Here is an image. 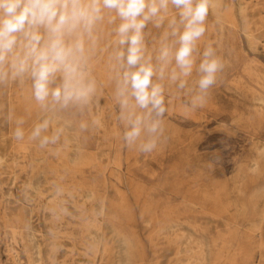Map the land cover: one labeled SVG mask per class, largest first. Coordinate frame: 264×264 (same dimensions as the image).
Masks as SVG:
<instances>
[{"label":"rangeland","instance_id":"obj_1","mask_svg":"<svg viewBox=\"0 0 264 264\" xmlns=\"http://www.w3.org/2000/svg\"><path fill=\"white\" fill-rule=\"evenodd\" d=\"M173 18L170 5L162 27L144 29L154 64L174 39ZM119 23L106 16L98 27L88 64L97 90L83 115L44 113L31 81L0 85V264H264V0H211L188 87L157 81L168 110L148 155L125 145L117 120L123 69L110 57ZM209 45L224 69L193 111L189 89ZM45 115L63 135L41 149L28 136ZM18 118L22 141L13 137Z\"/></svg>","mask_w":264,"mask_h":264},{"label":"clouds","instance_id":"obj_2","mask_svg":"<svg viewBox=\"0 0 264 264\" xmlns=\"http://www.w3.org/2000/svg\"><path fill=\"white\" fill-rule=\"evenodd\" d=\"M210 4L211 0H0V85L31 81L32 97L44 113L74 109L83 115L97 90L88 64L98 27L106 16L109 23L119 19L110 57L123 69L116 81L117 120L125 145L151 154L164 136L168 110L164 85L157 81L168 79L180 90L188 87ZM170 5L178 12V20L168 23V35L174 39L162 44L154 64L146 56L144 29L149 23L162 27ZM173 61L175 66L167 72ZM223 69L222 58L207 46L196 68L199 78L189 89L191 110L204 106ZM51 122L45 115L28 136L41 149L61 141L63 129L50 131ZM24 124L23 118L15 120L17 141L25 138ZM80 127L87 130L84 123Z\"/></svg>","mask_w":264,"mask_h":264},{"label":"bare ground","instance_id":"obj_3","mask_svg":"<svg viewBox=\"0 0 264 264\" xmlns=\"http://www.w3.org/2000/svg\"><path fill=\"white\" fill-rule=\"evenodd\" d=\"M230 6V5H229ZM217 6H215V8H216ZM215 10V9H214ZM229 10H230V8H229ZM229 10H228V12H229ZM226 13V12H225ZM227 14V13H226ZM218 16V15H217ZM227 16H229V15H227ZM218 17H220V16H218ZM223 18V17H222ZM230 19V18H229ZM252 25V24H251ZM27 150V149H26ZM26 150H24V151H26ZM22 151V150H21ZM41 153V152H40ZM20 154V153H19ZM51 154V153H50ZM49 154V155H50ZM80 154V153H79ZM16 155V154H15ZM51 155H53V154H51ZM61 155H62V153H61ZM78 155V154H77ZM59 156V155H58ZM63 156V155H62ZM73 156H76V155H73ZM86 157V156H85ZM104 157V156H103ZM59 158V157H58ZM66 158V157H65ZM70 158V157H69ZM75 158V157H74ZM16 159V158H15ZM79 159V158H78ZM59 160V159H58ZM65 160V159H64ZM69 160V159H68ZM16 162H17V160H15ZM19 161V160H18ZM31 161V160H30ZM56 161V160H55ZM73 161V160H72ZM15 162V163H16ZM68 162V161H67ZM102 162V161H101ZM18 163H21V161L20 162H18ZM70 163V162H69ZM50 164V163H49ZM55 164V163H54ZM68 164V163H67ZM59 165V164H58ZM80 165V164H79ZM53 166V165H52ZM55 166V165H54ZM68 166V165H67ZM74 166V165H73ZM61 167V166H60ZM52 170H53V168H52ZM64 170V169H63ZM22 171V170H21ZM33 171V170H32ZM31 171V172H32ZM61 171V170H60ZM40 173V172H39ZM43 173V172H42ZM57 173V172H56ZM55 174V173H54ZM17 175H19V174H17ZM55 175H57V174H55ZM54 175V176H55ZM50 177V176H49ZM63 177V176H62ZM64 178V177H63ZM59 179V178H58ZM62 179V178H61ZM121 181V180H120ZM116 185V184H115ZM140 186V185H139ZM119 187V186H118ZM117 187V188H118ZM107 188V187H106ZM131 188V187H130ZM134 188V187H133ZM139 188V187H138ZM112 189H113V187H112ZM152 189V188H151ZM117 190V189H116ZM127 190V189H126ZM131 190H133L132 188H131ZM145 191V190H144ZM155 191H157V190H155ZM133 192V191H132ZM13 193V192H12ZM114 193V192H113ZM148 193V192H147ZM132 194V193H131ZM152 194V193H151ZM125 195V194H124ZM113 196V195H112ZM144 196H146V195H144ZM148 196V195H147ZM116 197V196H115ZM131 197V196H130ZM137 197V196H136ZM147 198V197H146ZM131 199V198H130ZM19 202V201H18ZM118 202V201H117ZM132 202V201H131ZM121 203V202H120ZM119 203V204H120ZM141 203H143V202H141ZM158 203V202H157ZM156 203V204H157ZM113 204H115V203H113ZM144 204V203H143ZM160 204V203H159ZM139 205V204H138ZM125 206V205H124ZM134 206V205H133ZM175 206V205H174ZM139 207V206H138ZM152 207V206H151ZM150 207V208H151ZM187 207H189V205L187 206ZM120 208H121V206H120ZM143 208V207H142ZM170 208V207H169ZM194 208V207H193ZM164 209V208H163ZM121 210V209H120ZM132 210V209H131ZM141 210V209H140ZM155 210V209H154ZM14 211V210H13ZM133 211V210H132ZM189 211H190V209H189ZM153 212V211H152ZM161 212V211H160ZM168 212V211H167ZM175 212V211H174ZM187 212V211H186ZM192 213H194V212H192ZM155 214V213H154ZM162 214V213H161ZM198 214V213H197ZM151 215V214H150ZM179 215V214H178ZM192 215V214H191ZM126 216V215H125ZM149 216V215H148ZM164 216V215H163ZM168 216V215H167ZM174 216V215H173ZM180 216V215H179ZM203 216V215H202ZM134 217V216H133ZM136 217V216H135ZM166 217V216H165ZM185 217V216H184ZM188 217V216H187ZM152 218V217H151ZM128 219V218H127ZM159 219V218H158ZM172 219V218H171ZM174 219V218H173ZM196 219V218H195ZM200 219V218H199ZM131 220V219H130ZM144 220V219H143ZM160 220V219H159ZM167 220V219H166ZM190 220V219H189ZM175 221V220H174ZM202 221V220H201ZM155 222H157V221H155ZM179 222V221H178ZM134 223V222H133ZM171 223V222H170ZM191 223H192V221H191ZM213 223V222H212ZM152 225V224H151ZM155 225V224H154ZM161 225H162V223H161ZM164 225V224H163ZM162 225V226H163ZM166 225V224H165ZM179 225V224H178ZM183 225V224H182ZM175 226V225H174ZM205 226V225H204ZM170 227V226H169ZM192 227V226H191ZM134 228V227H133ZM176 228V227H175ZM193 228V227H192ZM178 229V228H177ZM194 229V228H193ZM132 230V229H131ZM152 230V229H151ZM168 230H170V229H168ZM182 230V229H181ZM200 230V229H199ZM135 231V230H134ZM137 231V230H136ZM5 232V231H4ZM36 232V231H35ZM133 232V231H132ZM171 232V231H170ZM196 232V231H195ZM201 232V231H200ZM210 232V231H209ZM109 233V232H108ZM193 233V232H192ZM203 233V232H202ZM15 234V233H14ZM46 234V233H45ZM161 234V233H160ZM166 234V233H165ZM179 234V233H178ZM194 234V233H193ZM10 235V234H9ZM138 235V234H137ZM201 235V234H200ZM204 235V234H203ZM15 236V235H14ZM173 236V235H172ZM141 237V236H140ZM163 237V236H162ZM142 238V237H141ZM170 238V237H169ZM154 239H155V237H154ZM157 239V238H156ZM160 240V239H159ZM196 240V239H195ZM15 241V240H14ZM109 241H111V240H109ZM263 242V241H262ZM132 243V242H131ZM185 243V242H184ZM163 244V243H162ZM165 244V243H164ZM263 245H261V247H262ZM134 247V246H133ZM138 247V246H137ZM188 247V246H187ZM123 249V248H122ZM225 249V248H224ZM262 249V248H261ZM206 251V250H205ZM212 251V250H211ZM139 252V251H138ZM188 252V251H187ZM223 252V251H222ZM224 252H225V250H224ZM124 254V253H123ZM134 254H136V253H134ZM133 254V255H134ZM164 254V253H163ZM229 254V253H228ZM132 255V256H133ZM140 255H141V251H140ZM213 255V254H212ZM159 256V255H158ZM52 257V256H51ZM126 257V256H125ZM142 257V256H141ZM144 257V256H143ZM162 257V256H161ZM127 258V257H126ZM125 258V259H126ZM133 258V257H132ZM212 258V257H211ZM38 259V258H37ZM142 259V258H141ZM225 259V258H224ZM108 260H109V258H108ZM208 261V260H207ZM207 261H206V263H207ZM213 262V261H212ZM105 263V262H104ZM132 263V262H131ZM109 264V263H108ZM150 264V263H149ZM152 264V263H151Z\"/></svg>","mask_w":264,"mask_h":264},{"label":"crops","instance_id":"obj_4","mask_svg":"<svg viewBox=\"0 0 264 264\" xmlns=\"http://www.w3.org/2000/svg\"><path fill=\"white\" fill-rule=\"evenodd\" d=\"M256 163V162H255ZM263 210H264V208H263ZM260 225L262 226V228L264 227V222L262 221V222H260Z\"/></svg>","mask_w":264,"mask_h":264}]
</instances>
